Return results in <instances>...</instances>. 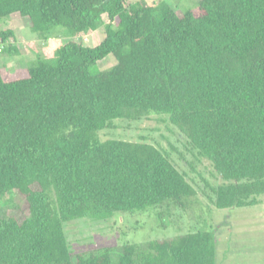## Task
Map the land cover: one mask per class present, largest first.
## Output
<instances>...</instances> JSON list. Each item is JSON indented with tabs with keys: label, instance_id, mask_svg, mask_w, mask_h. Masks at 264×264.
<instances>
[{
	"label": "trees",
	"instance_id": "16d2710c",
	"mask_svg": "<svg viewBox=\"0 0 264 264\" xmlns=\"http://www.w3.org/2000/svg\"><path fill=\"white\" fill-rule=\"evenodd\" d=\"M13 16L38 35L105 26L106 36L96 48L71 41L53 62L0 69V199L15 194L29 210L0 217V264H114L109 250L74 255L64 224L186 209L196 190L166 150L99 139L117 121L167 117L219 177L216 209L262 204L264 0H201L183 14L167 0H0V22ZM15 38L0 29L3 54H20ZM110 55L116 66L90 72ZM216 244L201 229L127 246L117 264H216Z\"/></svg>",
	"mask_w": 264,
	"mask_h": 264
},
{
	"label": "rangeland",
	"instance_id": "374dc122",
	"mask_svg": "<svg viewBox=\"0 0 264 264\" xmlns=\"http://www.w3.org/2000/svg\"><path fill=\"white\" fill-rule=\"evenodd\" d=\"M155 0H138L149 5ZM180 13L197 6L201 0H167ZM108 24L107 16L103 17ZM1 30H12L15 40L9 46L19 55L10 57L0 49V69L5 73L25 70L37 61L53 62L61 46L75 42L96 48L105 39V26L89 34L70 38L71 31L60 27L40 35L31 32L19 16L0 22ZM117 65L110 55L90 70L92 74L105 72ZM101 141L109 139L134 143H148L166 150L172 163L187 176L196 190L185 210L176 207H158L144 212L118 213L103 221L78 219L64 224V232L74 255L86 256L109 250L114 264L127 246L145 249L151 242L170 240L205 229L216 238V264H264V198L255 208L218 210L213 205L212 188L221 181L212 166L193 156L187 138L165 116L148 115L138 122L117 121L114 129L99 134ZM19 214H15V213ZM21 214V215H20ZM29 214L26 203L15 194L0 199V217L22 218ZM213 227V228H210Z\"/></svg>",
	"mask_w": 264,
	"mask_h": 264
}]
</instances>
